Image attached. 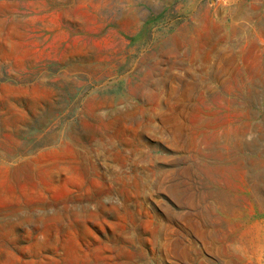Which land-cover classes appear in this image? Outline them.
Masks as SVG:
<instances>
[{"label":"rangeland","instance_id":"rangeland-1","mask_svg":"<svg viewBox=\"0 0 264 264\" xmlns=\"http://www.w3.org/2000/svg\"><path fill=\"white\" fill-rule=\"evenodd\" d=\"M261 27L264 0H0V264H198L179 242L208 264H264V193L251 198L240 172L238 208L214 216L243 252L232 263L170 192L226 189L222 125L248 121L243 77L260 127L240 155L264 154ZM171 83L176 112L187 108L173 126Z\"/></svg>","mask_w":264,"mask_h":264},{"label":"bare ground","instance_id":"bare-ground-1","mask_svg":"<svg viewBox=\"0 0 264 264\" xmlns=\"http://www.w3.org/2000/svg\"><path fill=\"white\" fill-rule=\"evenodd\" d=\"M126 15H128V14H126ZM260 29H261V31H263L264 27H261ZM196 44H197V42H196ZM194 53H196V52H194ZM162 55H164V53ZM173 55H175V54H173ZM261 57L263 58V61H264V51L262 52ZM176 71H178V70H176ZM158 74H160V73H158ZM210 74H209V76H210ZM153 76L155 77L156 75H153ZM209 76H207V77H209ZM213 76H214V79L219 77V75L215 74V73ZM157 79H158V77H157ZM263 79H264V75H263ZM167 80H169V79H167ZM258 81H259L258 84L262 83L264 85V80H261V82H260V78H259ZM252 82L248 81L247 77L246 78L243 77L242 81L240 82L239 101L236 103L237 109L239 111H242V114H243V111L247 112L246 114L248 115V117H247L248 121L247 122L243 121L239 125V130H235L232 128V124L230 122H228V116H227L226 122L222 125V132H221L222 154H221L220 164L218 166L221 168L222 172L226 176V182H225L226 189L215 184V182H210V184L208 186V190L206 191L207 193H205V195H203V194L197 193V191L194 189L196 187H194V188L193 187H186L184 184L177 183L171 188V191H170V192H172V194L176 197V199L179 202H183L184 205H187V207L189 206L190 208L195 210L196 214L194 215V217H192L191 223L193 224V227H195L196 232L199 234L204 246H207L218 258H220L221 260H225L226 263H232L234 258L236 256H238L239 254H243V252H240L238 250V248L236 246V240L235 239L232 240L233 241L232 243H230V242L228 243V237H226V235H225L226 233L224 232V230L220 229L217 226L218 222L215 220L214 216L218 217L220 215L227 214V213L228 214L234 213L236 211V209L239 206L240 198L237 197L236 195H234L233 193L241 185H245V186L249 187V191L251 193V198H253L254 200L259 201L258 195L264 193V188L262 186L263 182L259 181V177L263 178V175H264V154H263V152L260 151V153H258L257 159H254V160L252 159V161L248 160L247 158H242L240 155L242 152H244L245 145L249 146V145L257 142L256 138L253 135H255V133H257L259 131V127H260V123H254V122L250 121V119L252 118V114H251L250 109L248 107L252 103L253 89L257 85L256 83H252ZM143 84H146V82H144ZM202 84H203V82H202ZM163 88H164V83L161 81L155 89L160 94V96H161V93L163 92ZM180 90H181V88L178 85L171 83L169 89L165 93L166 96L163 97L165 99L166 109L170 113V116L166 121V124L169 126H173L172 124L176 120L181 119L182 116H184V114L187 112V108L183 104L185 102H182V101L181 102H182L183 106L180 108L178 113L176 112V105H175L176 103L173 101V99L176 96V94H178L180 92ZM193 94H194V89H192V87L187 88V91L184 92L186 99H190L193 96ZM197 96H195V97H197ZM161 105H162V101L159 102L158 107L161 108ZM146 108H148V107H146ZM158 111H160V109ZM172 121H174V122L172 123ZM178 123H179V121H178ZM163 132H164V130H163ZM177 135H178V133H177ZM248 137L251 138V140L248 141L247 140ZM175 139H177V138H175ZM171 145L173 147L176 145V143H172ZM217 150L215 149L214 151L217 152ZM215 156H217V155H215ZM208 160H209V158H208ZM246 160H248V162H246ZM212 163H214V162H212ZM215 165L214 166L211 165L210 167L208 166L210 171L214 172ZM218 166H216V167H218ZM253 169H255V171L257 173L256 176L253 174ZM235 171L241 173V179H240L241 185H238L233 180V177L235 176ZM166 172H168V171H166ZM158 175H160V173H158ZM160 181H162V180H160ZM216 186H219L221 188V190H219V189L214 190V188H216ZM200 187H202V185ZM244 201H245V199H244ZM176 248H177V253L184 260L197 262L198 264H208V261H206V259H203L201 257V249L198 248L197 246H195L194 244L186 245L182 242H179L176 244ZM126 264H129V263H126ZM131 264H146V263L143 262V257H141L137 260H134V262H132Z\"/></svg>","mask_w":264,"mask_h":264}]
</instances>
